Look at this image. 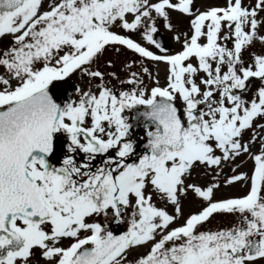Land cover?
Here are the masks:
<instances>
[{"label":"snow or ice","instance_id":"snow-or-ice-1","mask_svg":"<svg viewBox=\"0 0 264 264\" xmlns=\"http://www.w3.org/2000/svg\"><path fill=\"white\" fill-rule=\"evenodd\" d=\"M0 264H264V0H0Z\"/></svg>","mask_w":264,"mask_h":264},{"label":"rangeland","instance_id":"rangeland-1","mask_svg":"<svg viewBox=\"0 0 264 264\" xmlns=\"http://www.w3.org/2000/svg\"><path fill=\"white\" fill-rule=\"evenodd\" d=\"M216 2H218V0H197V6H207L208 4H212V3H216ZM174 22L178 23L179 26L182 27V28L186 27V21H184V20H179V21H177V20L174 18ZM158 36H159V38L162 39V42H163L168 48L173 49V50H175V49L178 48V45H176V44L172 41V39H171V34L168 33L167 31H165L164 29H161L160 33H158ZM256 50H257V51H260V50H261L259 45H257ZM160 78H161V83H163V80H164V70H163L162 67H161V69H160ZM71 80H72V79H71ZM69 81H70V80H69ZM74 81H75V82H74ZM74 81H73V82L76 83V85L82 83L81 81H79V80H78L77 78H75V77H74ZM251 86H252L253 88H255V87H256V84L253 83ZM137 132H139V131H137ZM141 137H142V136H141ZM250 167H251V161H249L247 164H245L244 167H243L242 169H240V170H242V171H247ZM198 182H203V181H202V180H199ZM232 191L235 192V191H237V190H236V189H233ZM224 194H228V193L226 192V193H224ZM197 207H198V205H197L195 202H193V201H191V200H189V201H185V208H184V210H185V213H186V214H187L189 211H193V210H195ZM214 223H216V222H214ZM113 228L116 229L115 226H113ZM117 231H123V227L117 229Z\"/></svg>","mask_w":264,"mask_h":264},{"label":"flooded vegetation","instance_id":"flooded-vegetation-1","mask_svg":"<svg viewBox=\"0 0 264 264\" xmlns=\"http://www.w3.org/2000/svg\"><path fill=\"white\" fill-rule=\"evenodd\" d=\"M73 81H74V77L72 78V80L70 79V81L67 84H63V90H64L65 96L73 91V86L76 85V83H74L75 81L74 82ZM58 91H60V90H58ZM132 132L134 134L133 138L136 139L137 142H139L141 139V136H142L141 132L140 131L137 132L136 130H132ZM97 163H99V161H97Z\"/></svg>","mask_w":264,"mask_h":264},{"label":"water","instance_id":"water-1","mask_svg":"<svg viewBox=\"0 0 264 264\" xmlns=\"http://www.w3.org/2000/svg\"><path fill=\"white\" fill-rule=\"evenodd\" d=\"M158 39H160L162 41V39L159 38V36H158ZM134 114H135V112H133V115ZM132 123H133V127L142 128L144 130V122L142 120L132 119ZM143 143H144V141L139 145V152L144 151Z\"/></svg>","mask_w":264,"mask_h":264}]
</instances>
